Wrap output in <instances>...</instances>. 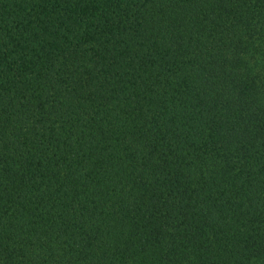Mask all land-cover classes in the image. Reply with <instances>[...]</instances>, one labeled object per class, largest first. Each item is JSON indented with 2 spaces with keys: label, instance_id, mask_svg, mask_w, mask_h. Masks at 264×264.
<instances>
[{
  "label": "trees",
  "instance_id": "obj_1",
  "mask_svg": "<svg viewBox=\"0 0 264 264\" xmlns=\"http://www.w3.org/2000/svg\"><path fill=\"white\" fill-rule=\"evenodd\" d=\"M0 264H264V0H0Z\"/></svg>",
  "mask_w": 264,
  "mask_h": 264
}]
</instances>
